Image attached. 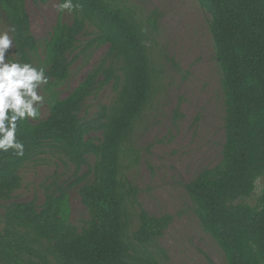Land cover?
<instances>
[{"label": "trees", "instance_id": "obj_1", "mask_svg": "<svg viewBox=\"0 0 264 264\" xmlns=\"http://www.w3.org/2000/svg\"><path fill=\"white\" fill-rule=\"evenodd\" d=\"M198 2L210 13L221 71L224 142L219 162L183 187L226 264H264V184L255 192L257 180H264V0ZM72 3L79 8L62 11L71 20H57L41 58L26 0H0V19L6 29L15 28L9 33L11 60L44 68L48 83L41 87L49 109L45 118L18 122L22 156L0 151V264H161L168 255L158 240L172 215L141 206L123 164L134 155L135 124L158 95L165 73L151 53L155 13L144 23L124 0ZM103 45L97 63L62 96L58 88L75 59ZM107 85L113 99L87 116V99ZM49 151L74 166V178L45 186L40 204L10 201L21 186L20 168ZM71 188L88 213L80 227L70 218Z\"/></svg>", "mask_w": 264, "mask_h": 264}, {"label": "rangeland", "instance_id": "obj_2", "mask_svg": "<svg viewBox=\"0 0 264 264\" xmlns=\"http://www.w3.org/2000/svg\"><path fill=\"white\" fill-rule=\"evenodd\" d=\"M124 3L144 23L149 14L155 13L151 53L165 72L158 95L135 124L132 135L135 152L123 162L125 175L138 187V201L145 210L154 215H172L171 223L158 240L168 255L161 264H211L208 258L215 264H226L222 250L202 230L183 187L203 168L219 162L224 142L221 71L209 30L210 13L198 0H124ZM58 4L59 0H26L32 33L42 44L38 52L41 58L44 40L57 20H71L69 14L57 10ZM0 30H7L2 19ZM11 48L5 52L6 60L13 56ZM105 50L103 45L88 57L80 55L75 59L68 78L58 88L62 96L86 76ZM38 91L44 97L39 116L45 118L48 104L42 87ZM113 97L111 85L90 96L86 101L87 116H92L100 104H109ZM176 110L180 115L175 114ZM93 159L89 156L88 162ZM86 169L84 165L81 171ZM19 173L21 186L12 193L10 201L35 199L40 204L45 186L69 183L74 178V166L49 151L25 163ZM263 184L264 180L259 178L256 194ZM69 200L71 222L80 227L88 219V213L75 188L69 190ZM1 213L0 207V216Z\"/></svg>", "mask_w": 264, "mask_h": 264}, {"label": "clouds", "instance_id": "obj_3", "mask_svg": "<svg viewBox=\"0 0 264 264\" xmlns=\"http://www.w3.org/2000/svg\"><path fill=\"white\" fill-rule=\"evenodd\" d=\"M56 8L58 11H72L79 5H74L72 0H62ZM14 32L12 26L0 30V151L11 149L22 156L24 145L17 140L18 122L39 117V105L44 97L38 90L48 83V78L42 67L5 59V52L13 46L14 40L9 33Z\"/></svg>", "mask_w": 264, "mask_h": 264}]
</instances>
